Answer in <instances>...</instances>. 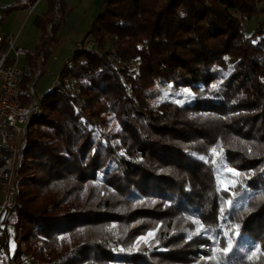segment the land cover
<instances>
[{
  "label": "trees",
  "instance_id": "1",
  "mask_svg": "<svg viewBox=\"0 0 264 264\" xmlns=\"http://www.w3.org/2000/svg\"><path fill=\"white\" fill-rule=\"evenodd\" d=\"M25 8L0 4V26ZM262 13L255 0L101 1L83 38L97 47L75 52L27 127L13 263L264 264V34L241 24ZM32 69L28 57L23 104ZM216 146L227 191L205 171Z\"/></svg>",
  "mask_w": 264,
  "mask_h": 264
},
{
  "label": "built area",
  "instance_id": "2",
  "mask_svg": "<svg viewBox=\"0 0 264 264\" xmlns=\"http://www.w3.org/2000/svg\"><path fill=\"white\" fill-rule=\"evenodd\" d=\"M29 4L28 0H16L15 7L25 6L31 12L37 3ZM257 9H264V0H255ZM60 1L55 0L51 13V21L46 25L43 39L40 46L35 51H29L22 47H15L11 39L5 40L0 35V186L4 192V201L0 202V264H28L25 259L17 263H9L7 252L9 250V216L15 206L13 199L12 176L16 161V151L20 144L24 142L23 122L32 112H35L36 81L44 73V62L42 56V45L53 36V28L59 25L60 20ZM243 28V26H242ZM253 40L255 37L252 38ZM7 45V52L2 51V46ZM76 52L82 49H94L97 42L87 38L75 43ZM12 52V58L9 53ZM30 57V65L36 68L33 82L29 86L26 102L22 103L20 97V82L22 70L18 66L19 59ZM136 74V66L132 65L129 69V75ZM60 80L56 78L51 82L48 88H56ZM84 101H78V109L82 107ZM87 125V124H86ZM103 132L102 127H97V134Z\"/></svg>",
  "mask_w": 264,
  "mask_h": 264
},
{
  "label": "rangeland",
  "instance_id": "3",
  "mask_svg": "<svg viewBox=\"0 0 264 264\" xmlns=\"http://www.w3.org/2000/svg\"><path fill=\"white\" fill-rule=\"evenodd\" d=\"M14 0H3L5 5H11ZM78 2V0H76ZM261 10V9H260ZM64 21L60 22L57 31V40L50 45V54L47 58V63L44 65V74L36 81L35 95L36 98L41 100L48 92V87L51 82L56 78L62 68L66 65L69 59L75 54V43L83 40L87 32L92 25V18L84 15L80 9L66 11ZM261 16V18H259ZM261 19V20H260ZM260 20V21H259ZM264 13L255 16L250 20L242 19L241 24L243 31L246 35H250L257 26H261L262 33L264 34ZM60 27V28H59ZM252 27L255 29L253 30ZM253 30V31H252ZM39 31V30H38ZM40 32V31H39ZM37 33V32H36ZM257 35H254L256 37ZM73 43H72V42ZM18 66L21 70L25 68V59L18 60ZM36 68L33 66L32 75L34 78ZM33 82V79L28 85ZM213 149L216 152L213 153ZM205 171L210 177L213 186L217 191L226 190L228 187L234 186V180L232 178V171L223 161L222 154L219 146L213 147L209 151V155L205 160ZM5 198L2 187L0 186V202ZM15 249L14 243H10L9 251L12 253ZM264 262V260H263Z\"/></svg>",
  "mask_w": 264,
  "mask_h": 264
},
{
  "label": "crops",
  "instance_id": "4",
  "mask_svg": "<svg viewBox=\"0 0 264 264\" xmlns=\"http://www.w3.org/2000/svg\"><path fill=\"white\" fill-rule=\"evenodd\" d=\"M15 1L16 0H14L11 5H5L3 0H1L0 4L2 6H14ZM101 1L102 0H78L77 2L76 0H63V4L66 11L67 9H80L84 15L90 16L92 20H94L99 13ZM48 11V0H38L31 12L25 8L11 14L0 26V35L3 36L5 40L11 39L15 47H22L29 51H35L37 47H39L38 45L43 37V32L35 26V20L48 13ZM252 18L246 19V21ZM259 18H261V16H259ZM252 29L254 30L255 28L252 27ZM60 32L58 29L57 34ZM2 51H8L6 44L2 46ZM9 56L12 58V52L9 53ZM3 201L1 203H3Z\"/></svg>",
  "mask_w": 264,
  "mask_h": 264
},
{
  "label": "bare ground",
  "instance_id": "5",
  "mask_svg": "<svg viewBox=\"0 0 264 264\" xmlns=\"http://www.w3.org/2000/svg\"><path fill=\"white\" fill-rule=\"evenodd\" d=\"M53 88H48V91H51ZM39 107H40V103H39V99H37L35 101V112H32L28 115L27 118H25L24 122H23V134H24V138H25V134L27 131V127L29 125V123L37 118V116H39ZM22 151H23V143L20 144L19 149L16 151V161H15V165H14V170H13V176H12V184L14 186L13 188V199L16 202V178L18 175V170H19V165L21 162V157H22ZM7 259L9 263H13L12 261V255L11 252L8 250L7 252ZM25 262L28 264H47L38 260H34V261H30L28 259H25Z\"/></svg>",
  "mask_w": 264,
  "mask_h": 264
},
{
  "label": "snow or ice",
  "instance_id": "6",
  "mask_svg": "<svg viewBox=\"0 0 264 264\" xmlns=\"http://www.w3.org/2000/svg\"><path fill=\"white\" fill-rule=\"evenodd\" d=\"M212 151H213V153H215L216 152V149H213ZM232 171H234V170H232ZM234 174L239 175V173H234ZM229 203H231V201H229ZM236 227L239 228V225H237ZM231 248H232V241L229 240L228 241V247L225 248L224 251L225 252H228Z\"/></svg>",
  "mask_w": 264,
  "mask_h": 264
}]
</instances>
